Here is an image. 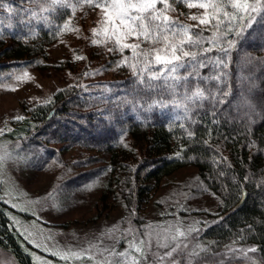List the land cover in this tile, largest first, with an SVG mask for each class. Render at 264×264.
I'll return each mask as SVG.
<instances>
[{"label":"trees","instance_id":"obj_1","mask_svg":"<svg viewBox=\"0 0 264 264\" xmlns=\"http://www.w3.org/2000/svg\"><path fill=\"white\" fill-rule=\"evenodd\" d=\"M9 1L15 10V0ZM179 5L174 14L180 20ZM16 18L17 14L11 15L13 26L18 25ZM46 37L47 32L43 37L31 35L28 42L10 38L0 47V59L18 62L31 57ZM229 38L236 40L226 70L232 95L223 104L204 101L202 107L190 105L187 114L169 104L175 111L165 116L163 108L147 105L161 98L169 101L171 96L141 91L128 69L110 84L57 91L48 103L33 109L18 140L35 146L42 163L72 148L106 154L116 174L107 187L115 185L112 191L134 211L165 177L193 166L198 178L195 190L209 192L223 204L193 241L208 249L193 264H264V22L258 20L242 36ZM209 71L202 69L201 74ZM95 161L86 155L79 164ZM0 247L18 264H35L2 208ZM230 248L257 251L245 256Z\"/></svg>","mask_w":264,"mask_h":264},{"label":"rangeland","instance_id":"obj_2","mask_svg":"<svg viewBox=\"0 0 264 264\" xmlns=\"http://www.w3.org/2000/svg\"><path fill=\"white\" fill-rule=\"evenodd\" d=\"M15 2L14 10L9 0H2L0 47L10 43V38L28 42L33 39L31 35L43 37L47 32L44 42L31 57L18 62L0 59V155L7 156L0 169V208L6 212L33 262L94 264L87 255L65 261L53 253L57 250L80 252L90 245L123 251L127 240L132 238L122 235L129 226L142 234L145 225L167 226L179 222L183 229L194 227L200 231L206 222L213 220L223 204L215 195L195 190L198 178L193 166L182 167L165 177L134 211L112 191L115 185L107 187L116 174L110 170L106 154L72 148L42 163L35 146L19 142L20 130L25 120L31 118L33 109L48 103L57 91L70 86L110 84L130 70L116 66L122 59L121 53H110L104 46L91 44V30L101 18L99 9L87 5L78 8L71 27L79 31L60 32L72 16L70 9L41 13L40 5L34 0ZM179 7L181 19L186 20L180 19L181 22L194 23L187 16L197 10H189L183 4ZM13 14L18 17L16 26L11 20ZM168 14L177 16L174 11ZM37 16H47L48 21L38 20ZM123 55L130 56V50L126 49ZM77 56L84 59L77 60ZM174 111L168 106L162 113L167 116ZM86 155L96 158L94 165L79 164ZM86 170L95 171L82 175ZM113 226L119 231L107 235ZM199 231L192 232L186 241L189 251L196 245L201 246L193 242ZM117 237H120L118 241ZM153 250H157L155 245ZM93 254L96 261H102L97 248L88 253ZM176 258L187 264L185 256ZM0 264L18 263L10 252L0 247Z\"/></svg>","mask_w":264,"mask_h":264},{"label":"snow or ice","instance_id":"obj_3","mask_svg":"<svg viewBox=\"0 0 264 264\" xmlns=\"http://www.w3.org/2000/svg\"><path fill=\"white\" fill-rule=\"evenodd\" d=\"M34 2L40 5L41 13H56L58 9L71 10L72 16L65 21L60 32L79 31L71 27V21L78 8L87 5L99 9L101 18L97 22V27L91 30V44L104 46L110 53H121L122 59L116 62V66L127 67L136 78L141 91L147 94L156 93L161 97L171 96L172 99L169 101L163 98L153 100L147 105L148 109L166 108L172 104L174 108L182 109L185 114L191 111L190 105L202 107L204 101H209L213 105L226 102L232 95L231 87L227 83L226 70L231 61V51L236 47V40L229 37L233 34L240 37L258 20L264 22V0H171V2L34 0ZM175 4H183L189 10L196 9L195 13L187 16V19L194 23H183L179 18L169 15L168 13L175 11ZM32 15L36 16V13ZM36 18L48 21L47 16ZM205 32L208 35H205ZM126 49L130 50V56L123 55ZM75 59L80 60L84 57L77 56ZM246 63L250 64L251 60ZM205 68L210 69L208 75L201 74V70ZM6 158V154L0 155V169ZM117 231L119 229L113 226L107 235L112 236ZM198 231L194 227L183 229L179 222L167 226L145 225L142 234L129 226L123 230L122 235L125 238L128 236L132 238L127 240V247L123 251H116L114 247L98 248L97 245H90L88 249L80 252L57 250L53 254L59 255L65 261L82 259L87 255L94 264H180L176 257L185 256L187 264H193L202 252L208 251L199 245L188 250L189 244L186 241L192 232ZM116 239L118 241L120 237ZM153 245L156 251L153 250ZM92 248L98 249L102 261H96L94 254L88 255ZM229 251H239L246 256L247 252H255L257 249L230 248Z\"/></svg>","mask_w":264,"mask_h":264}]
</instances>
